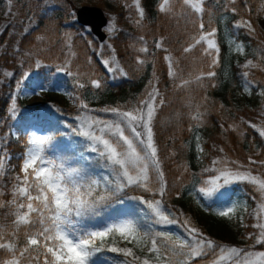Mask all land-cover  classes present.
I'll return each instance as SVG.
<instances>
[{
    "label": "trees",
    "instance_id": "trees-1",
    "mask_svg": "<svg viewBox=\"0 0 264 264\" xmlns=\"http://www.w3.org/2000/svg\"><path fill=\"white\" fill-rule=\"evenodd\" d=\"M261 1L235 0V4H231L229 0L205 1L203 21L206 26L209 21L215 24L219 33L220 64L214 68L217 75L212 80L205 79L202 84L192 83L187 88H177L167 75L168 64L164 59L167 52L155 47L157 41L163 38L168 52L178 60V72L184 79L189 78V73L195 76L200 71H207L209 61V58L201 56L199 46L187 57L181 54L182 47L196 33L198 23L194 22V16L185 13L182 0L176 2L175 16L160 13L157 10L158 0H140L145 17L139 25L135 23L139 17L131 0H16L15 8L19 10V14L0 32V156L7 157L4 168L0 169V191L4 192L0 199L5 202L12 199L11 187L14 177L20 172L28 133L34 125H41L49 134L54 135L53 146L49 149L54 158L71 161L84 151L81 138L72 132V127L78 124L76 117L83 115L81 109L55 103L49 97H46L49 103L47 108L28 107L17 92L18 81L20 84L23 81L33 90L37 84L42 83L50 90L60 85L77 94L80 88L77 87L75 78L57 71L68 64L74 73L81 74L79 79L88 89H94L103 95L84 97L88 105L113 107L121 102L132 106L145 95L146 85L153 79L155 72L160 80L158 87L166 100L157 113L154 125L155 138L169 181V192L164 197L166 207L172 212L183 213L193 226L215 241L224 243L227 235L213 233L204 210L215 212L224 203L245 205L247 211L243 209V225L247 227L241 222L234 224L233 238L248 241L246 248L253 245L254 240L245 237L257 230L252 227L257 222L254 210L258 209L259 204V193L254 185L247 182L232 183L222 189L212 201L200 197L196 189L204 178L211 175L202 170L211 166L213 159L225 158L230 166L231 161H237L239 165L251 169L254 175H264V166L251 164L249 161L250 157L255 161L264 160V138L246 123L260 125L264 122V96L260 95V90L264 88V71L250 70L248 79L253 81V91L249 94L244 90L247 80L243 72L247 69L242 67L249 59L264 63L261 61L264 56V44L261 43L264 41V27L258 20L257 11ZM6 4L7 0H0V20ZM82 4L101 6L110 16V25H114L116 31V34L108 38L110 49L112 52L115 50V57L127 76L111 78L101 63L105 57L100 53L102 43L75 19V8ZM232 7L237 11L232 12ZM241 19L253 22L256 35H249L246 28L235 26ZM224 33L225 36L222 35ZM41 35L47 37L40 39ZM226 36L234 43L243 45L244 56H235L225 40ZM140 37L144 40L141 41ZM140 47H147L148 52H138ZM137 56L145 60L143 65L137 64ZM37 61L40 62L39 67ZM5 71H12V77H5ZM34 71L35 74L25 78L27 72ZM89 78L99 79L103 86L100 89L91 87L88 84ZM241 95L246 97L242 99ZM13 99L16 101L15 117L10 112ZM198 114H202L200 120L194 118ZM229 124L237 125V131L229 130ZM241 132L244 134L241 135ZM197 136L200 137L204 154H198L196 150ZM221 147L224 149L222 153L218 150ZM172 152L175 153L174 156H170ZM184 165L188 166L190 172H185L180 182H177ZM88 170L95 174L92 168ZM96 171L99 169L96 168ZM177 192L180 193L179 196L176 195ZM138 195H143L146 199L153 198L151 193L139 189L127 192L128 197ZM125 203L135 205L137 215H143L140 211L142 206L136 201L125 199ZM8 212L7 208L0 209V226L6 232H11L12 217ZM117 212L118 204L113 203L101 217L85 223L89 227L101 226L100 222L106 216H115ZM156 228L161 230L158 225ZM173 229L175 235L183 233L178 225L173 226ZM23 240L24 234L21 231L18 241L22 244ZM120 246L125 245L121 243ZM255 249L264 250L259 245ZM134 251L143 255L139 248H134ZM101 255L116 262L125 259L120 253L105 251ZM198 264L204 263L198 261Z\"/></svg>",
    "mask_w": 264,
    "mask_h": 264
},
{
    "label": "snow or ice",
    "instance_id": "snow-or-ice-1",
    "mask_svg": "<svg viewBox=\"0 0 264 264\" xmlns=\"http://www.w3.org/2000/svg\"><path fill=\"white\" fill-rule=\"evenodd\" d=\"M176 2L158 0L157 10L175 16ZM229 2L235 4V0ZM204 3L205 0H182L185 13L194 16V22L198 23L196 33L182 47L181 54L187 57L199 46L201 56L209 58L207 71H200L195 76L189 73L188 79L182 78L178 72L179 62L168 52L163 38L155 44L156 48L167 52L164 57L168 64L167 75L177 88H187L192 83L202 84L205 79L212 80L217 75L214 68L220 64V48L215 39L216 29L210 24L206 28L203 21ZM134 4L139 17L135 23L139 25L144 20L145 11L140 0H134ZM230 10L237 11L235 7ZM261 12H264V3L258 9V14ZM235 26L246 28L249 35H256L257 30L251 20L241 19ZM108 31L114 32L115 26L110 25ZM140 39L144 40L143 37ZM261 43L264 44V41ZM235 50L242 54L244 47L237 43ZM138 52L147 53L148 48L140 47ZM261 61H264V56ZM101 63L109 72L127 76L115 57V50L111 57L102 59ZM144 63L145 60L137 56V64ZM39 66L40 62L37 61ZM242 67L247 69L243 72L247 80L244 90L252 94L253 81L248 79L249 72L251 69L264 71V63L249 59ZM57 71L73 76L78 88L87 86L79 79L81 74L74 73L68 64ZM27 76L25 74V78ZM159 83V77L154 72L153 79L146 85L145 95L137 104L99 109L111 118L90 115L93 110L89 109L84 99L68 94L74 103L78 102L83 113L76 117L78 124L75 127L69 126L73 134L81 138L84 147V151L71 161L48 155L54 135L39 134L37 131L28 135L20 172L14 177L11 187L12 199L7 202L0 199V209H9L8 215L12 217L11 232H6L0 226V264H107L106 258L101 255L105 251L122 254L125 259L119 264H198V261L204 264H264V250H254L257 245L264 248V175H254L251 169L239 165L237 161H231L230 166L225 158L213 159L211 166L202 170L211 175L204 178L196 189L200 197L212 201L232 183L247 182L255 186L259 193V204L258 209L254 210L257 222L252 227L257 231L245 237L254 240L249 248L220 244L193 226L183 213L172 212L166 207L164 197L169 192V181L154 131L157 113L166 103ZM88 84L96 89L103 86L96 78H89ZM211 86L215 87V84ZM45 90V85L40 83L33 94L39 95ZM260 95L264 96V88L260 90ZM10 112L13 117L16 116L15 99L12 100ZM194 118L200 120L202 114ZM246 123L264 138V122L260 125ZM237 127L228 125L231 131H237ZM196 150L198 154H204L199 136L196 137ZM218 150L224 152L222 147ZM174 155V152L170 153V156ZM6 158L0 156V169L4 168ZM249 161L264 166V160L255 161L250 157ZM89 168L95 174L90 173ZM185 172H190L187 165L183 166L177 182ZM136 189L151 193L153 199H146L143 195L127 196L128 191ZM3 196L4 192L0 191V197ZM125 199L142 206L140 211L143 215L138 216L136 206L126 205ZM113 203L123 206L116 216H106L98 227L86 225V221L101 217ZM242 208L247 211L245 205L234 203L216 214L231 219ZM240 222L243 225V217H240ZM157 225H178L183 233L175 235L157 230ZM21 231L24 234L22 244L18 241ZM121 243L125 246H120ZM134 248H140L143 255H138ZM209 256L211 259L205 261Z\"/></svg>",
    "mask_w": 264,
    "mask_h": 264
},
{
    "label": "rangeland",
    "instance_id": "rangeland-1",
    "mask_svg": "<svg viewBox=\"0 0 264 264\" xmlns=\"http://www.w3.org/2000/svg\"><path fill=\"white\" fill-rule=\"evenodd\" d=\"M262 3H264V0H262L259 3L257 9H260V6ZM15 4H16V0H11V3H9V0H7L6 7L1 12L2 16H1V20H0V32L3 31L9 23H11V21L13 20V18L16 15L19 14V10L15 8ZM131 5H133L135 7L134 0H131ZM78 6L79 5H77V7ZM9 8H11V12H9ZM76 8H75V10H76ZM258 15H259L258 20L261 23V25L264 27V12H261ZM209 24L211 25V27H214L216 29L215 24H213L210 21L208 22L206 28L209 26ZM108 29H109V25L105 28V31L107 32L108 37L116 34V31L109 32ZM222 35L225 36V33ZM218 36H219V33L216 31L215 39H216V42L219 46ZM41 37L45 38L47 36L41 35ZM225 40L229 44L230 48L233 50L235 56H238V57L244 56V52L242 54L240 52H236V50H235V44L236 43H234V41H232L229 36H226ZM100 53L102 54L103 57L105 56L103 59L109 58L108 56L111 57L113 55V52L110 49L109 40L101 44ZM34 72L36 73V71H34ZM5 73H11V75H5ZM27 74L30 75L31 72H27ZM108 74L111 76V78H112V76L114 78H119L121 76V74L119 72H109L108 71ZM4 75H5V77L11 78L13 73H12V71H5ZM37 91H39V90H37ZM17 92L25 100L26 105L28 107L39 106L42 108L49 107V103H48V100L46 97L51 98L55 103H61V104H64L68 107H78V102L74 103L73 99H71L68 94L79 95L82 99H84V97H102L103 96V95L97 93L94 89H90V88L88 89V87H85L83 89L80 88L78 90V93L76 94V93H73L72 91L65 90V88L63 86H60V85H56L53 90L46 88V90L40 92L39 95H34L33 89L27 87L23 83V81L20 84V90ZM106 97H108V96H106ZM244 97H246V96L241 95L242 99H244ZM121 105H125V103L120 102L119 104H115V106H113V107L121 106ZM104 107H108V106L89 105V109L93 110L89 114L93 115V116H100L102 118H111L109 114H106V113L99 111V109H102ZM33 131H37L39 134H48L39 125L34 126L31 129L30 133ZM125 204L126 205H132L131 203H125ZM232 204H234V203H224L223 205H219L216 208L215 212H212V213L204 210V214H205V217L210 221V223H211L210 227H211L214 234H218L221 232V233L227 235L226 241H224V243L221 241H217L218 243L225 244V245H235L238 247L246 248V246L248 245V241H237L235 238H233V232H232V229H234V224L240 223V217H243V208L240 209L239 211H237L235 213V215L232 216L231 219H229L227 217H220L216 214L217 212H219L221 210H226L228 207L232 206ZM122 207H123L122 205L118 204V212L116 213V215L119 213V211L121 210ZM173 226H175V225H170V226H166V227L160 226V229L162 231H168V232L174 233ZM254 250L260 251L263 249H254ZM210 259H211V257L209 259H205V261L210 260ZM106 261H107V264H119V262L113 261V260L108 259V258H106Z\"/></svg>",
    "mask_w": 264,
    "mask_h": 264
},
{
    "label": "water",
    "instance_id": "water-1",
    "mask_svg": "<svg viewBox=\"0 0 264 264\" xmlns=\"http://www.w3.org/2000/svg\"><path fill=\"white\" fill-rule=\"evenodd\" d=\"M78 21L91 27V31L101 42L107 38L104 27L108 24V17L105 11L99 6L83 5L77 10Z\"/></svg>",
    "mask_w": 264,
    "mask_h": 264
}]
</instances>
